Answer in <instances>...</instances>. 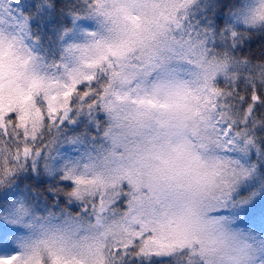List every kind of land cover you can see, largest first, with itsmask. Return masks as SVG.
Here are the masks:
<instances>
[{
  "label": "snow or ice",
  "instance_id": "6c2138e0",
  "mask_svg": "<svg viewBox=\"0 0 264 264\" xmlns=\"http://www.w3.org/2000/svg\"><path fill=\"white\" fill-rule=\"evenodd\" d=\"M189 3L96 0L109 34L80 50L67 83L24 90L13 79L0 94V185L29 162L37 170L52 128L74 108L111 120L105 165L66 177L67 198L84 205L88 223L73 210L77 220L0 255V264H264V85L221 88L216 74L227 62L199 57L198 80L171 74L163 38ZM261 22L264 0L245 19ZM30 214L21 201L0 218V253Z\"/></svg>",
  "mask_w": 264,
  "mask_h": 264
},
{
  "label": "trees",
  "instance_id": "16d2710c",
  "mask_svg": "<svg viewBox=\"0 0 264 264\" xmlns=\"http://www.w3.org/2000/svg\"><path fill=\"white\" fill-rule=\"evenodd\" d=\"M238 9L240 0H190L179 12L178 22L164 40V56L171 74L194 81L202 75L199 57L204 62L225 61L226 72H218L215 84L251 92L253 84L264 85V26L242 20L247 8ZM3 18L16 26L19 37L36 59L38 69L55 74L62 71L72 44L92 42L109 34L111 23L96 7V0H3ZM96 38V37H95ZM177 72V73H175ZM43 98L41 91L37 94ZM111 124L99 108L70 114L69 120L52 128L44 153L36 162L17 171L10 183L0 185L4 211L23 201L31 209L30 218L39 224H65L68 217L87 224L84 205L67 198L68 186L76 175H89L104 165L111 151L105 132ZM7 140V137H4ZM0 149L5 146L0 143ZM13 150L14 147H13ZM95 166H92V165Z\"/></svg>",
  "mask_w": 264,
  "mask_h": 264
},
{
  "label": "rangeland",
  "instance_id": "374dc122",
  "mask_svg": "<svg viewBox=\"0 0 264 264\" xmlns=\"http://www.w3.org/2000/svg\"><path fill=\"white\" fill-rule=\"evenodd\" d=\"M3 4V0H0V45H2V50L5 53V56L0 58V94L6 93L10 81L13 79H15L16 83L21 85L24 90H27L33 81H41L46 86L54 88H58L67 83L69 75L81 66L80 50L95 43L99 35L91 36L94 40L92 42L81 39L77 45H69L68 59L66 60V64L62 66L61 72L55 74H51L50 71L43 72L36 66V59H34L33 54L25 48L23 40L19 37L16 26H12L3 18ZM258 4L259 0L247 1V8L241 16L244 22L245 19L251 15L252 11L258 7ZM8 56H11L12 63L8 62ZM104 165L98 166L97 169H101ZM92 166L95 165L93 164ZM95 171L97 170H93L91 173ZM17 202L21 201L13 202V205ZM64 225L55 223L36 224L29 217L21 232L12 238V250L0 253V255L16 254L20 252L22 248L30 245L34 238L48 234V232L58 227H63ZM66 258L73 259L74 257L69 254Z\"/></svg>",
  "mask_w": 264,
  "mask_h": 264
},
{
  "label": "clouds",
  "instance_id": "9594fccd",
  "mask_svg": "<svg viewBox=\"0 0 264 264\" xmlns=\"http://www.w3.org/2000/svg\"><path fill=\"white\" fill-rule=\"evenodd\" d=\"M245 2H246V0H240V3L237 5V8H238V9L243 8ZM256 25H262V26H264V22L258 23V24H256Z\"/></svg>",
  "mask_w": 264,
  "mask_h": 264
}]
</instances>
